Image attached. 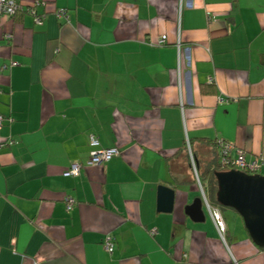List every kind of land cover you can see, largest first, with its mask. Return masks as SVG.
<instances>
[{
  "label": "crops",
  "instance_id": "obj_1",
  "mask_svg": "<svg viewBox=\"0 0 264 264\" xmlns=\"http://www.w3.org/2000/svg\"><path fill=\"white\" fill-rule=\"evenodd\" d=\"M17 1L0 15V264H264L235 210L216 207L224 239L203 200L204 221L185 213L218 139L264 157V0H44L41 25ZM91 136L119 155L86 165Z\"/></svg>",
  "mask_w": 264,
  "mask_h": 264
},
{
  "label": "water",
  "instance_id": "obj_2",
  "mask_svg": "<svg viewBox=\"0 0 264 264\" xmlns=\"http://www.w3.org/2000/svg\"><path fill=\"white\" fill-rule=\"evenodd\" d=\"M219 204L235 210L255 245L264 248V175L241 170H221L215 173ZM174 190L166 185L157 188V210L169 213L173 209ZM185 213L195 222H202V198L196 197L185 206Z\"/></svg>",
  "mask_w": 264,
  "mask_h": 264
},
{
  "label": "built area",
  "instance_id": "obj_3",
  "mask_svg": "<svg viewBox=\"0 0 264 264\" xmlns=\"http://www.w3.org/2000/svg\"><path fill=\"white\" fill-rule=\"evenodd\" d=\"M44 4V1L37 2L34 4V6H30L27 8V13L33 17V20L35 24L41 25L44 21L45 18V13H38L34 7L37 5ZM22 10V5L19 4L16 0H0V15H5L8 17H11L15 15L17 11ZM53 14L57 18H62L64 20L68 19V12L65 8H57L53 11ZM9 37V36H8ZM166 36H162L160 38L159 43H164ZM17 62H12L11 65H16ZM212 81V79H210ZM7 120L5 116L0 114V128L4 121ZM8 120H10L8 118ZM13 143V140H0V149L4 145H10ZM89 144L92 147V150L90 152V156L88 160L86 161V165H91V166H99L103 164L104 162L110 160L112 157L119 155L120 151L116 147H109V148H102L100 147V143L98 139L95 136H91L89 139ZM217 145L218 149L220 151V156H219V162L221 166L225 170H230V169H236V170H241L244 171L248 174H255L259 173L262 165H264V157L258 156L253 159H246L245 151L242 148H238L234 146L233 144L218 139L217 140ZM80 170V164L78 162H74L71 164V166L64 172L65 176H74L78 175ZM194 174L195 178L197 180V183L199 185L200 193H201V198L206 205V208L216 226V229L222 239H224V233H225V223L223 220L222 213L220 210L214 206H211L207 200V197L204 193V190L199 182L196 170L194 168ZM66 202V209L70 210L75 204V201L71 197H66L65 198ZM150 234H155L156 229L152 228L149 230ZM104 248L106 252L112 253L114 250V244L111 241L110 236H108L104 240Z\"/></svg>",
  "mask_w": 264,
  "mask_h": 264
},
{
  "label": "trees",
  "instance_id": "obj_4",
  "mask_svg": "<svg viewBox=\"0 0 264 264\" xmlns=\"http://www.w3.org/2000/svg\"><path fill=\"white\" fill-rule=\"evenodd\" d=\"M36 1L41 2L44 0H36ZM43 6L46 8V2L45 1H44ZM214 146L216 147V150H217V158L214 154L213 157H211V159L207 163H205V165L203 167L204 170L201 173L197 170L198 171L197 174H198L199 181L201 183V186L204 190V193L207 197L209 204L211 206L218 207V208L223 210L227 207L219 204V202L217 201L218 185H217L215 173L218 171H221V170H225V169L221 166V164L219 162L220 151L218 149L217 141L214 143ZM225 235H226V230L224 233V238H225Z\"/></svg>",
  "mask_w": 264,
  "mask_h": 264
},
{
  "label": "rangeland",
  "instance_id": "obj_5",
  "mask_svg": "<svg viewBox=\"0 0 264 264\" xmlns=\"http://www.w3.org/2000/svg\"><path fill=\"white\" fill-rule=\"evenodd\" d=\"M228 210H229V209H227V210L224 211V215H225V217H227Z\"/></svg>",
  "mask_w": 264,
  "mask_h": 264
}]
</instances>
